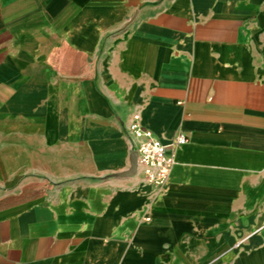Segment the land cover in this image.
<instances>
[{"label":"crops","instance_id":"1","mask_svg":"<svg viewBox=\"0 0 264 264\" xmlns=\"http://www.w3.org/2000/svg\"><path fill=\"white\" fill-rule=\"evenodd\" d=\"M0 264H264V0H0Z\"/></svg>","mask_w":264,"mask_h":264},{"label":"built area","instance_id":"2","mask_svg":"<svg viewBox=\"0 0 264 264\" xmlns=\"http://www.w3.org/2000/svg\"><path fill=\"white\" fill-rule=\"evenodd\" d=\"M132 133L143 139L137 147V170L147 185L162 189L169 181L177 162V151L188 142L185 134L179 133L168 143L154 137L142 128L141 118L135 117L131 126Z\"/></svg>","mask_w":264,"mask_h":264},{"label":"water","instance_id":"3","mask_svg":"<svg viewBox=\"0 0 264 264\" xmlns=\"http://www.w3.org/2000/svg\"><path fill=\"white\" fill-rule=\"evenodd\" d=\"M137 172V153L134 151L130 156V168L127 172L122 173L120 176H131Z\"/></svg>","mask_w":264,"mask_h":264}]
</instances>
